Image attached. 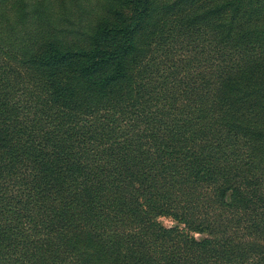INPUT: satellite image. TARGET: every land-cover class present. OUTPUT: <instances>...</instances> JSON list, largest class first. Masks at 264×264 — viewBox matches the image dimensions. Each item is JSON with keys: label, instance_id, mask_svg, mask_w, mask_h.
I'll use <instances>...</instances> for the list:
<instances>
[{"label": "trees", "instance_id": "obj_1", "mask_svg": "<svg viewBox=\"0 0 264 264\" xmlns=\"http://www.w3.org/2000/svg\"><path fill=\"white\" fill-rule=\"evenodd\" d=\"M92 1L0 0V264H264V0Z\"/></svg>", "mask_w": 264, "mask_h": 264}, {"label": "rangeland", "instance_id": "obj_2", "mask_svg": "<svg viewBox=\"0 0 264 264\" xmlns=\"http://www.w3.org/2000/svg\"><path fill=\"white\" fill-rule=\"evenodd\" d=\"M96 3L95 1H92V0H83V5H84V8L86 7V9L88 11L91 10V6L89 3ZM92 5V4H91ZM86 10V11H87ZM159 220L161 221L162 224H164L165 226H170V225H173L175 223V221L171 218V217H168V216H160L159 217ZM195 236L196 237H202L201 234H198V233H195Z\"/></svg>", "mask_w": 264, "mask_h": 264}]
</instances>
